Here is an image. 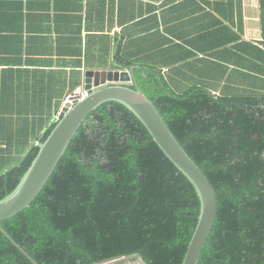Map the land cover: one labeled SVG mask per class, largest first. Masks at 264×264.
<instances>
[{"label":"trees","instance_id":"trees-1","mask_svg":"<svg viewBox=\"0 0 264 264\" xmlns=\"http://www.w3.org/2000/svg\"><path fill=\"white\" fill-rule=\"evenodd\" d=\"M149 21L155 25L143 38L155 31L186 53H163L158 42L157 59L144 50L133 58L131 39L116 59L141 67L129 85L143 89L216 192L217 215L198 264H264V43L244 42L219 19L202 27V43L168 28L163 15ZM199 53L202 60L194 58ZM9 127L0 125V199L38 151V143L6 133ZM199 210L194 186L140 120L109 101L82 123L31 205L0 224L38 264L123 257L182 264ZM0 264L33 262L0 231Z\"/></svg>","mask_w":264,"mask_h":264},{"label":"crops","instance_id":"crops-1","mask_svg":"<svg viewBox=\"0 0 264 264\" xmlns=\"http://www.w3.org/2000/svg\"><path fill=\"white\" fill-rule=\"evenodd\" d=\"M261 1L0 0V125H10L6 133L14 139L38 143L65 97L82 86L87 69L128 68L127 59L118 60L116 55L123 57L131 39L133 58H142L144 50L157 59L158 42L166 47L163 53L185 54L175 44L158 40L155 31L143 38V29L155 25L143 22L151 14L165 16L168 28L176 26L177 33L197 36L201 43L202 27L216 26L219 19L244 42L261 45ZM194 58L202 60V54ZM0 133L2 137L5 131ZM117 264L143 263L125 259Z\"/></svg>","mask_w":264,"mask_h":264},{"label":"water","instance_id":"water-1","mask_svg":"<svg viewBox=\"0 0 264 264\" xmlns=\"http://www.w3.org/2000/svg\"><path fill=\"white\" fill-rule=\"evenodd\" d=\"M124 63L118 64L120 67ZM140 66L125 68L87 69L82 77V86L71 93L58 112L56 124L43 142L38 143V151L28 169L15 188L0 199V222L17 215L35 200L50 178L61 157L66 152L72 138L89 114L101 104L115 101L123 104L144 125L153 141L166 157L183 173L194 186L199 197L200 210L182 264H198L203 247L213 228L217 215L216 192L200 169L179 144L154 103L136 84L134 70ZM87 95L79 99V92ZM0 231L18 247L32 262L28 253L4 230ZM104 261L99 264H117L120 259ZM118 262L114 263L115 261ZM108 262V263H107Z\"/></svg>","mask_w":264,"mask_h":264},{"label":"built area","instance_id":"built-area-1","mask_svg":"<svg viewBox=\"0 0 264 264\" xmlns=\"http://www.w3.org/2000/svg\"><path fill=\"white\" fill-rule=\"evenodd\" d=\"M86 95H87V91H80V92H79V99L84 98ZM71 98H72V95H71V94H68V95L65 97V100H70ZM57 117H58V113H57V115H56V119H55V121L57 120Z\"/></svg>","mask_w":264,"mask_h":264},{"label":"rangeland","instance_id":"rangeland-1","mask_svg":"<svg viewBox=\"0 0 264 264\" xmlns=\"http://www.w3.org/2000/svg\"><path fill=\"white\" fill-rule=\"evenodd\" d=\"M193 77H194V79L193 80H196V79H198V76L197 75H192ZM202 80V79H201ZM120 259V261L121 260H125V259H132L133 261H135V262H140V259L139 258H137V257H135V258H132V257H123V258H119ZM114 260H112L111 261V263L113 262ZM109 262V261H108ZM107 262V263H108Z\"/></svg>","mask_w":264,"mask_h":264}]
</instances>
